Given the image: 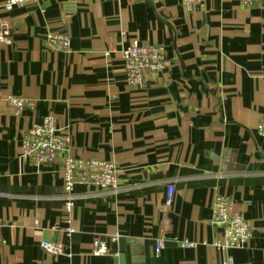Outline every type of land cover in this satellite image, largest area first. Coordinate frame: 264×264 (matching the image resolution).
<instances>
[{"label": "crops", "instance_id": "obj_1", "mask_svg": "<svg viewBox=\"0 0 264 264\" xmlns=\"http://www.w3.org/2000/svg\"><path fill=\"white\" fill-rule=\"evenodd\" d=\"M8 1L0 264H120V240L125 264H264V0H200L191 12L176 0H45L10 11ZM51 34H67L68 49ZM133 43L166 49L163 68L138 87L123 59ZM10 97L32 106L17 113ZM48 118L71 139L65 156L116 166L117 190L77 185L65 211L63 158L36 166L23 157L28 131ZM218 198L251 228L239 248L217 247ZM97 239L109 253L95 255ZM43 241L65 253L50 256Z\"/></svg>", "mask_w": 264, "mask_h": 264}, {"label": "built area", "instance_id": "obj_2", "mask_svg": "<svg viewBox=\"0 0 264 264\" xmlns=\"http://www.w3.org/2000/svg\"><path fill=\"white\" fill-rule=\"evenodd\" d=\"M45 0H9L6 9L12 10L15 6L23 7L28 3H41ZM164 1V0H161ZM188 11H193L200 0H176ZM245 6L252 5L255 0H242ZM50 39L55 43L57 50H67L69 38L67 34H51ZM12 43V31L5 27L0 30V44ZM127 82L130 86L138 87L145 81L147 74L158 73L166 60V49L162 46L142 47L138 43L131 44L123 52ZM8 103L17 111L22 112L32 104L16 97H10ZM259 132L264 136V120L259 125ZM71 143L68 135L59 133L54 128V120L48 118L40 126H34L28 131L24 139L22 150L23 157L33 162L36 166L51 165L59 157L62 161V178L65 190V211L70 213L74 205V189L77 185H91L100 192H113L118 189V170L112 163L101 160H82L65 156ZM176 189L170 186L167 193L166 210L174 204ZM214 226L223 233V242H218L217 247L222 250L241 247L249 241L251 228L242 215L233 212V203L227 198H218L213 209ZM116 240H112L115 242ZM163 243L157 244L159 251ZM183 247L194 248L193 242H185ZM41 248L50 256L57 257L65 253L61 243L43 241ZM95 255H104L110 252V245L101 240L94 242ZM231 261V259H229Z\"/></svg>", "mask_w": 264, "mask_h": 264}, {"label": "water", "instance_id": "obj_3", "mask_svg": "<svg viewBox=\"0 0 264 264\" xmlns=\"http://www.w3.org/2000/svg\"><path fill=\"white\" fill-rule=\"evenodd\" d=\"M125 250H126L125 241L120 240L119 241V249L112 251V253L115 255H117L120 252V254L118 255V261L120 264H125V262H126Z\"/></svg>", "mask_w": 264, "mask_h": 264}]
</instances>
